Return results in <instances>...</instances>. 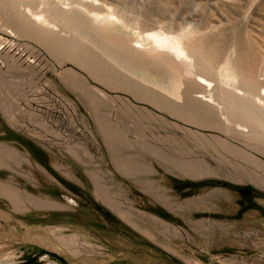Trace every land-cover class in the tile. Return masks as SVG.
I'll use <instances>...</instances> for the list:
<instances>
[{"label":"rangeland","instance_id":"1","mask_svg":"<svg viewBox=\"0 0 264 264\" xmlns=\"http://www.w3.org/2000/svg\"><path fill=\"white\" fill-rule=\"evenodd\" d=\"M9 153L0 264L77 246L118 264H264V185L231 178L264 173V0H0ZM176 162L213 172L187 179ZM144 165L172 206L117 169ZM96 181L121 212L97 199ZM114 229L130 236L113 243Z\"/></svg>","mask_w":264,"mask_h":264},{"label":"crops","instance_id":"2","mask_svg":"<svg viewBox=\"0 0 264 264\" xmlns=\"http://www.w3.org/2000/svg\"><path fill=\"white\" fill-rule=\"evenodd\" d=\"M153 154V153H152ZM154 155V154H153ZM171 169L174 170V172L176 173L177 171L180 172L184 177H186L187 179H195V177H199L200 175H194L192 173V170H180L176 167L170 166ZM117 169L120 173L121 176L127 177L129 179H132V183H135L139 186V188L144 192V194H147L148 196H150L151 198H153L154 200L158 201L160 204H166V205H171V201L169 200L168 197H166L165 195H163V193L161 192L160 189V185L157 184V181H155L153 179L154 177V173L152 172V169L147 166H140V171L139 173L136 171H132L129 167V169H126L122 166H117ZM138 169V167L136 168ZM141 173V174H140ZM140 177H139V176ZM135 178V179H134ZM234 180V179H232ZM235 181V180H234ZM93 190L95 191L94 193L96 194L97 199H99L101 201L102 204L121 212L122 209L119 208L120 207V202L115 198H117L115 196V194H111L109 193L110 189L109 187L105 186L103 183L101 182H93ZM223 190V189H221ZM225 193V191H219L217 190V192H213V193H205L204 195H202V197H199V199L197 200H187L185 202V206L187 207H194L195 205L198 204V206H200V202H202V204H208V202L212 199H217L219 198V196L221 194ZM22 199L21 202H17L14 206L15 210L19 213V214H25L26 212L24 210H20L24 205H26L27 201L25 199L24 202V197H21ZM204 205V206H206ZM172 206V205H171ZM17 208V209H16ZM19 208V209H18ZM108 232L111 233V240L114 242H118L119 238H125V237H129L130 236V232H126V233H122L121 231H118L117 229L114 230H108ZM100 234V233H99ZM150 236V234H149ZM76 244V242H74ZM74 244V245H75ZM54 253H57L59 256L65 258L67 260V262L69 264H118V260H120V258H106L105 257V253L100 251L99 248H91V247H83V246H77L74 247V251L72 253V256H62V251L57 250V251H51ZM117 259V260H116ZM122 260H120L121 263ZM36 264H59L58 260H50V259H40Z\"/></svg>","mask_w":264,"mask_h":264},{"label":"bare ground","instance_id":"3","mask_svg":"<svg viewBox=\"0 0 264 264\" xmlns=\"http://www.w3.org/2000/svg\"><path fill=\"white\" fill-rule=\"evenodd\" d=\"M161 43H163L162 41H160ZM165 89L168 91V92H170V93H172V94H177V93H174V89L175 88H172V86H168V87H165ZM241 105L242 106H244V108H246L248 111L247 112H249V114L252 116V117H254V118H257V119H260V118H262V116L260 115V114H258V113H256V112H254V110L252 109V108H250V106L249 105H247V104H243V102L241 101ZM198 124V123H197ZM206 124L207 123H205V122H203V123H200L199 125L201 126V127H207L206 126ZM220 146L223 148V149H225L227 152H229L230 153V155L235 159V160H238V157H235L234 155L235 154H233V150H234V148L233 147H231L229 144H227V143H220ZM153 149H151V151H152ZM231 151V152H230ZM9 156H12V154L10 155V153H9V155H7V154H5V155H0V161H4V162H8V159H9ZM241 157H242V155H240ZM244 157V156H243ZM248 159H246V163H251L252 165H254L253 164V161L251 160V158H249V157H247ZM14 162V161H13ZM221 163L222 164H226V161L224 160H221ZM175 165L177 166H179L180 168H181V170H186V169H190V170H192V173L194 174V175H201V174H208V173H212L213 172V170H211V168L210 167H208L207 165H205V164H203V163H201V162H193V163H190V162H186V163H175ZM244 168V167H243ZM235 169H236V167H235ZM244 175V174H243ZM258 175V174H257ZM231 178L232 179H234L235 181H240L242 178H246V179H250V180H253V181H257L258 183H260V184H262V185H264V173L262 174V175H258V178H256V179H253V178H251V177H248V174H247V177H245V175H244V177H237L236 175H231ZM3 184H1L0 183V189H1V186H2Z\"/></svg>","mask_w":264,"mask_h":264},{"label":"water","instance_id":"4","mask_svg":"<svg viewBox=\"0 0 264 264\" xmlns=\"http://www.w3.org/2000/svg\"><path fill=\"white\" fill-rule=\"evenodd\" d=\"M239 191L251 192L252 190L249 188H240ZM70 202L73 204H76L73 199H70ZM47 255H52V256L56 257L57 259H59L62 262V264H69L65 258H63V257L59 256L57 253L51 252L49 250H43L39 253H36L35 255L30 257L29 259L24 260L18 264H34L35 262L39 261L41 258H43L44 256H47Z\"/></svg>","mask_w":264,"mask_h":264},{"label":"flooded vegetation","instance_id":"5","mask_svg":"<svg viewBox=\"0 0 264 264\" xmlns=\"http://www.w3.org/2000/svg\"><path fill=\"white\" fill-rule=\"evenodd\" d=\"M240 189V188H239ZM239 189H238V191H239ZM250 189V188H249ZM240 193H243V194H245V195H250V194H252L253 193V190L251 191V192H241V191H239ZM77 204V203H76ZM75 204V205H76Z\"/></svg>","mask_w":264,"mask_h":264},{"label":"trees","instance_id":"6","mask_svg":"<svg viewBox=\"0 0 264 264\" xmlns=\"http://www.w3.org/2000/svg\"><path fill=\"white\" fill-rule=\"evenodd\" d=\"M56 258V257H55Z\"/></svg>","mask_w":264,"mask_h":264}]
</instances>
